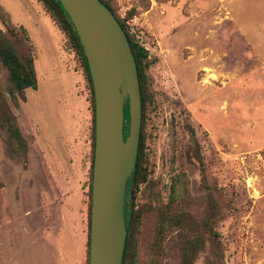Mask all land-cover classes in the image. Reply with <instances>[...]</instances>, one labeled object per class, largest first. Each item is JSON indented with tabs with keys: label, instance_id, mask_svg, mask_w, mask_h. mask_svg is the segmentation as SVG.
Wrapping results in <instances>:
<instances>
[{
	"label": "rangeland",
	"instance_id": "obj_1",
	"mask_svg": "<svg viewBox=\"0 0 264 264\" xmlns=\"http://www.w3.org/2000/svg\"><path fill=\"white\" fill-rule=\"evenodd\" d=\"M110 2L120 18L133 13L130 33L151 60V188L165 196L183 160L193 213L203 216L212 202L221 212L215 241L193 264H264V0ZM0 5L11 25L27 29L38 81L11 105L25 152L10 153L0 131V264H87L94 148L86 74L41 3ZM151 194L143 185L134 200L142 205ZM153 226L149 213L138 264H148ZM161 264H182L177 240L168 241Z\"/></svg>",
	"mask_w": 264,
	"mask_h": 264
},
{
	"label": "trees",
	"instance_id": "obj_2",
	"mask_svg": "<svg viewBox=\"0 0 264 264\" xmlns=\"http://www.w3.org/2000/svg\"><path fill=\"white\" fill-rule=\"evenodd\" d=\"M36 1L41 3L49 18L65 35L67 43L78 55L86 74L93 104L92 146L94 148L93 88L87 62L83 54V49L79 43L77 33L59 0ZM100 2L112 11L128 37L136 61L142 101V123L135 172L129 184L126 196L125 216L127 234L122 264H138L140 228L143 219L149 213L154 216V226L152 240L149 246L148 264H161V260L165 254L166 244L170 239H175L179 242L182 264H193L199 253H201L209 243L215 241L217 236L215 224L217 220L220 219L221 212L218 205L212 202L209 211L203 216L198 217L193 213L190 208L193 200L190 181L187 176L186 168L183 165V160L175 166V170L172 172L169 179L167 186L168 191L165 196H161L159 190L151 188L145 152V118L147 107L151 100L147 68L151 60H149L147 49L135 40L130 33L128 20L132 18L133 13L129 12L126 16L120 18L113 9L110 0H100ZM0 21L4 27V30L0 28V131L5 136V142L10 153L20 149L25 152L27 145L17 124L16 117L12 112L11 105L17 108V99L25 100L24 93L27 88L37 89L38 81L34 68V48L27 29L23 25H11L8 13L1 5ZM3 76H5V79ZM127 127L128 120L126 116L124 123V129L126 131ZM186 128L194 134V130L190 124H186ZM180 157H182V155ZM194 157L198 160L204 174L205 162L203 161L197 144H194ZM92 164L93 160L91 161V169ZM143 185L147 187L152 194L147 202L138 205L134 199L136 193ZM89 195H91V184ZM211 199H213V197H211ZM89 214L90 210L88 212V215ZM88 248L89 231L87 238V255Z\"/></svg>",
	"mask_w": 264,
	"mask_h": 264
},
{
	"label": "water",
	"instance_id": "obj_3",
	"mask_svg": "<svg viewBox=\"0 0 264 264\" xmlns=\"http://www.w3.org/2000/svg\"><path fill=\"white\" fill-rule=\"evenodd\" d=\"M59 2L83 49L94 96L88 264H122L142 123L136 61L124 29L100 0Z\"/></svg>",
	"mask_w": 264,
	"mask_h": 264
}]
</instances>
